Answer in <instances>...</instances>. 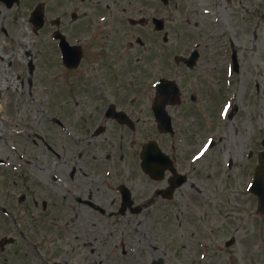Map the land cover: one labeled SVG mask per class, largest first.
<instances>
[{
  "label": "rangeland",
  "instance_id": "obj_1",
  "mask_svg": "<svg viewBox=\"0 0 264 264\" xmlns=\"http://www.w3.org/2000/svg\"><path fill=\"white\" fill-rule=\"evenodd\" d=\"M39 1L44 0H22L19 8H14L11 11L5 9L4 12L0 6V23L6 31V34L0 31V156L5 157L13 164H23L19 170L8 167L0 169V202L4 200L5 203H8L7 192L16 189L10 198L15 202L17 201V191H19V193H25L27 198H31V195L36 196L39 203L45 200L47 206L48 201L51 205L62 203L60 197H49V192L46 191L48 190L47 185L35 181V178L44 180L48 184L53 181L55 190L60 189L61 191L63 188L60 164L55 163L51 151L47 148L48 142L56 148L53 143L57 138L58 131L53 129L56 126L48 123L52 115L65 111L66 117L71 118V122L74 124L76 110L82 108L83 100L88 101L92 99L89 97L100 92L104 96H113V98L114 96L116 98L133 96L135 92H140L137 88L145 86V84H148L149 89L147 88L148 94H145L144 97L147 98L150 106L155 95L152 81L160 75L179 82L183 93L187 96L188 104L194 93L206 96L203 90L210 87L209 84H205L206 80H221L222 84H213V87L220 92H225L222 88L225 81V64L222 66L223 62L221 61L222 44H224L230 54L231 47L236 50L239 62L237 72L230 73L228 70V80H232L234 90L225 88L227 95L230 94L235 99L234 105H236L237 111L232 118L226 119V122L223 123L216 120L215 116L200 120L201 127L212 126V129H215L213 132L218 142L205 159L192 165L196 168L195 179L198 182L201 180L203 183L207 177L209 179V188L212 189V194L215 197V205L210 209L212 217L209 219L212 221L213 218V227H211V231L210 228L203 231L206 228L204 227L206 224L204 217L200 220L196 217L194 222H191L187 218L188 214L186 216L177 213L176 217L172 218L171 214L156 216L152 212L142 213L138 218V234L135 237L131 234L128 235L130 239L125 242L137 250L138 256L143 255L149 260L152 259V253L157 254V250L152 248L155 246L159 250L166 251L168 257L166 264H189V259L185 256L191 242L183 239L184 236H189L193 240L198 236H208L207 241L210 242V245L212 242L222 244L223 238L228 240L232 237H240L239 240H234L235 244L215 245L214 250L216 248L218 250L214 252L211 246L207 251L206 260L201 261L196 258L190 262H195L194 264H264V224L255 227L258 229L256 231L248 223L239 224V212L229 211L231 206L229 200L233 198L232 195L237 196L240 191L238 174L240 166L248 162L246 156L248 153L251 157H256V153L260 149L257 139L264 136V0H170L169 4L158 3V9H156L155 3L152 5L147 0L144 5L135 3L138 8L149 9L150 15L156 14L157 10V15L164 17L165 32L168 34L167 41L162 42L160 38L159 46L152 43L155 47L154 50L160 49L162 56L160 55L158 61L150 59L148 66L145 67L142 62L136 61L138 52L135 49L130 50L129 65L123 67L122 64L113 69L116 77L112 75V79L100 77L102 75L94 65V48L89 44L86 47V57L82 61V66L78 70L65 69L60 63L55 41L50 36L48 3L46 4L47 23L37 34L32 31L27 13ZM213 1L216 6L214 5L212 18V14H204L203 9H211L210 5ZM49 7L58 12L61 8L57 4H52ZM149 40L151 44V38ZM195 40L201 43L199 47L202 50L201 60L192 69L183 64H176L173 56L187 54L186 47L192 46ZM29 62L33 65L32 72L29 71ZM156 65H160V69L157 74H154ZM138 66L144 70L142 72L137 70L138 75L143 73L147 80L134 78L135 68ZM213 66H217V69H213ZM120 71L125 73L119 75ZM82 80H85V86L80 82ZM110 80H114V88L110 85ZM77 84L81 88L80 91H76ZM93 85L95 89L92 88ZM46 86L52 87V90H49L51 94L44 90ZM109 86L112 87V94H107L105 91ZM171 112L175 124L179 128V137L185 139L186 143L183 147L181 146V152L186 155L187 160L188 153L192 152H187L186 147L191 146L190 141H195L191 126H194L196 117L200 115L198 113L191 115L189 112L178 109L175 111L173 108ZM227 122L231 124L228 132L223 127ZM147 127V129L155 130L152 117ZM185 127L187 128L185 129ZM13 129L20 133H14ZM242 129L244 130L241 132ZM237 130H239V134ZM202 141L196 147H199ZM227 159H232L233 162L231 169L225 172L223 167ZM18 166L15 164V167ZM48 171L60 176L61 181L51 180ZM244 177L246 179L247 176ZM222 185L225 191L219 193ZM152 188L155 186L148 183L147 189L152 190ZM1 190L5 195L3 198ZM11 204L13 205V203ZM18 205H32V203L24 202L18 203ZM219 213L225 218H217ZM225 213L230 218L225 216ZM38 214L40 212L36 211V215ZM58 214L60 213L57 212ZM45 215L46 213L43 214L44 219H46ZM62 217L54 216L52 218L56 220L53 222L56 225H52V228L49 225L47 228V223L43 226L37 222L32 223V226L35 227L29 230L33 236L37 234V237L30 236L33 243L31 249L20 240L19 242L17 240V244H5L4 253H0V264H47L48 261H54L56 258L62 261L65 255L61 250L64 245L60 238L63 236L64 226H61ZM2 218L0 216V224ZM135 218L136 216L132 217L133 220ZM158 218L161 223H169L163 226L164 233L157 229L159 228L156 226ZM11 221L9 219L5 226H0V238L15 232ZM75 226V230L80 233L82 225L75 222ZM27 227L28 223L23 225V229L29 235ZM116 227L112 236L118 238L117 241L115 240V243L107 242L105 248H117L116 252L119 255V241L122 239L119 237H122L123 232L127 234L132 229L119 228L120 225H116ZM179 227L181 234L174 235ZM141 233L145 234L147 238L144 241L146 246L142 242ZM80 235L82 237V233ZM181 244H188V246L179 251L178 248ZM102 245L101 242L97 244L101 247ZM221 247L224 249L221 250ZM106 249H103L102 253L105 254ZM129 257L130 259H125V262L123 259L117 258L113 264H128L132 260L131 263L134 264H147V261H142V257L134 260L136 259L134 252L130 253ZM61 261L58 264H61Z\"/></svg>",
  "mask_w": 264,
  "mask_h": 264
},
{
  "label": "flooded vegetation",
  "instance_id": "obj_2",
  "mask_svg": "<svg viewBox=\"0 0 264 264\" xmlns=\"http://www.w3.org/2000/svg\"><path fill=\"white\" fill-rule=\"evenodd\" d=\"M145 1L48 0V6L52 4L61 6L62 18H71L63 25L62 30L65 37L78 36L80 38L84 58L86 57L87 45H92L94 48V65L102 75L100 77L112 79L116 77L113 69L122 64L123 67L129 65L130 50L132 49L138 52L136 61L142 62L144 67L148 66L150 59L158 61L160 55L162 56L160 49L154 50L155 47L152 44L159 46L160 38L162 42L165 40L164 31L153 28L152 18L159 16L157 15L158 11L156 10V14L150 15L151 11L149 9L138 8L136 10L133 8L135 3L144 5ZM147 2H151L152 5L155 3L157 5H155L156 9H158V3L161 1L147 0ZM0 6L4 12V5L0 3ZM51 14L52 10L48 8V15ZM59 17L61 18V13ZM101 17L105 18V22L100 21ZM50 18L51 21L52 17ZM0 25V28H2V23ZM149 38H151L152 45ZM201 57L202 51H199L197 63L201 60ZM159 66L154 67L156 68L154 74L159 71ZM137 70L139 72L144 71L140 66L135 68L134 78L147 80L143 73L138 75ZM123 73L125 72L120 71L118 74L122 75ZM113 81L110 80V85L114 88ZM220 81L206 80L205 84L210 86L204 88L205 92L203 90L206 96L194 93L189 104L186 100L187 96L180 87L181 102L171 107L175 111L178 109L189 112L191 115L204 112L206 119L215 116L216 120L220 121L219 105L229 96L226 93L225 85L222 87L225 92H220L213 87V84H222ZM112 87L109 86L105 89L107 94H112ZM147 88L149 89L148 84H145V86L138 87L137 90H140V92H135L133 96H122L120 98L104 96L100 92L93 97H89L92 99L82 101V108L77 110L78 120L74 121V125L77 126L71 128V130L74 129L78 132V135L72 138L70 145L64 146L62 144L65 153L62 162L64 168L62 173L63 188L61 191L52 188L46 190L49 192V197H60L65 206L62 203L51 205L49 201L47 206L45 200L39 203L36 196L31 195V198H27L25 193H19V191H17V201L15 202L10 198L16 189L7 192L8 203H5L4 200L0 202V216L3 217L0 226H5L9 219L12 220L13 229L17 232L13 234L20 235H18V241L24 239L26 242L31 243L30 236L37 237V234L33 236L29 230L35 227L32 226V223L37 222L41 226L47 223V228L48 225L52 228V225H56V223H53L56 220L52 218L63 216L61 220V226L64 225L63 236L60 238L63 240L62 245H64V248L61 249L65 253L64 259L61 261L56 258L54 261H48L47 264H58L60 261L61 264H113L117 258L120 260L130 259L129 255L132 252H129V245L124 244V239L119 238L121 239L119 241L121 250L119 255L116 252L117 248L106 249L105 245L109 241H115L112 234L115 233L116 225H120L119 228L132 229L134 231H131L130 234L136 235L138 233L136 230L139 229L137 226L138 218L142 213H159L160 216L161 214L174 212L190 213L189 216L194 218L200 212H203L206 221L204 227L210 228V230L213 227V218L212 221L209 219L212 217L210 209L215 205V197L212 194V189L209 188L208 177L203 180V183L201 180L198 182L195 179L196 168L186 160L185 155L178 151L176 142H174L177 138L175 134H164L156 131V138H148L147 124L150 121L151 109L147 98L144 97L145 94H148ZM108 103L111 105V111L107 114L106 106ZM114 112L124 113L127 119L115 117ZM200 120L196 117L194 125H200ZM172 123L176 134H178L179 128L173 118ZM195 126L191 129L192 133L198 128ZM94 130L96 131L95 134H90ZM66 139L68 140L67 137ZM147 139H155L159 147L168 153L172 159V168L166 169L160 179L151 178L142 171L140 166V149ZM247 157L248 162L240 166V171L238 170L240 191L237 196L232 195L233 198L229 200L231 204L229 211L239 212V224L248 223L257 231L258 229L255 227L264 224V221H262L264 220V214H261L257 209L258 200L256 196L246 191V184H248L249 177L254 172L258 157L253 158L250 153ZM232 162V159L225 162L223 167L225 172L231 169ZM180 172L185 174L186 180L179 187H174L172 186L174 176ZM244 176H247L246 179ZM148 183L154 185L155 188L148 190ZM121 186L127 188L130 193V199L127 202L123 199L125 188ZM27 191L29 192L30 188ZM224 191L223 185L220 186L219 193ZM1 193L3 198L5 195H3L2 190ZM17 202L19 204L31 202L32 205L19 206ZM36 211L40 214L36 215ZM57 212L60 214L57 215ZM122 212L125 216H119V213ZM45 213L46 219L43 217ZM220 214L217 218L224 219L225 217L222 214L220 216ZM133 216H136L135 220L132 219ZM225 216L230 218L226 213ZM118 217H123L125 220L118 221ZM235 221L237 222V219ZM75 222L82 225L80 231L82 237L75 230ZM26 223H28L29 235L23 229V225ZM163 224L164 222L161 223L160 218H158L156 226L162 227ZM9 226L11 225L9 224ZM140 235L143 238L142 242L147 240L145 234L142 235L141 233ZM231 239L239 240L240 237ZM99 242L103 243L102 247L97 246ZM144 245L146 246L145 242ZM152 248L157 250V254L152 253L151 260L143 255L138 256V253L134 260L142 257V261H147V264H154L155 261L161 259L166 264L168 259L166 251L164 249L159 250L155 246H152ZM103 249L107 251L105 254L102 253ZM195 257L189 253H186L185 256V258ZM131 262L128 264H134Z\"/></svg>",
  "mask_w": 264,
  "mask_h": 264
},
{
  "label": "water",
  "instance_id": "obj_3",
  "mask_svg": "<svg viewBox=\"0 0 264 264\" xmlns=\"http://www.w3.org/2000/svg\"><path fill=\"white\" fill-rule=\"evenodd\" d=\"M37 23H38L37 25L39 26L42 23L41 19L40 20L38 19ZM261 157L264 159V152L262 153ZM260 174H261V177H263L264 170L262 168L260 169Z\"/></svg>",
  "mask_w": 264,
  "mask_h": 264
},
{
  "label": "snow or ice",
  "instance_id": "obj_4",
  "mask_svg": "<svg viewBox=\"0 0 264 264\" xmlns=\"http://www.w3.org/2000/svg\"><path fill=\"white\" fill-rule=\"evenodd\" d=\"M207 147V146H206Z\"/></svg>",
  "mask_w": 264,
  "mask_h": 264
}]
</instances>
